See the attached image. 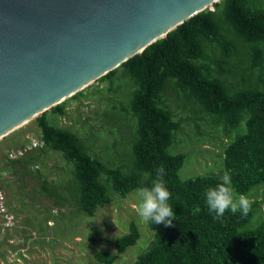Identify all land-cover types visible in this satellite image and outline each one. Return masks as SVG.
<instances>
[{
	"label": "trees",
	"instance_id": "obj_1",
	"mask_svg": "<svg viewBox=\"0 0 264 264\" xmlns=\"http://www.w3.org/2000/svg\"><path fill=\"white\" fill-rule=\"evenodd\" d=\"M103 80L105 90L116 95L104 116L131 124L125 140L128 165L91 154L74 131L50 123L45 112L34 118L40 144L33 149L57 152L70 166L59 187L66 194L56 193V185L35 166L38 154L8 158L6 164L36 176L54 204L72 205L88 215L111 196L150 184L155 169L163 166L175 219L169 227L145 223L151 239L129 264H264V0H218L94 81ZM89 88L94 94L101 91L90 84L68 98L87 96ZM171 96L181 102L177 108L190 105V112L198 114L190 115L194 126L202 114L208 128L221 123L226 143L216 173L178 176L186 153L170 150L181 129L169 106ZM66 99L49 111L62 115ZM231 132H236L233 138ZM225 170L232 175L235 194L252 199L246 218L226 212L214 220L205 205L204 191L219 184ZM258 190L260 199H253ZM260 204L262 214L255 217ZM138 236L130 221L124 234L106 242L120 253ZM94 259L113 261L103 251Z\"/></svg>",
	"mask_w": 264,
	"mask_h": 264
},
{
	"label": "rangeland",
	"instance_id": "obj_2",
	"mask_svg": "<svg viewBox=\"0 0 264 264\" xmlns=\"http://www.w3.org/2000/svg\"><path fill=\"white\" fill-rule=\"evenodd\" d=\"M90 84L101 91L94 94L89 88L84 91L87 96L65 98L62 115L51 113L50 108L43 112L50 123L74 131L91 154L110 163L128 165L125 140L131 124L126 118L104 116L116 97L105 90L106 80ZM168 102L176 112L174 119L181 120V129L175 133L170 148L173 152L186 153L177 172L180 179L216 173L222 158L221 147L226 143L221 134V123L208 128L205 125L207 116L202 114L198 126H194L190 115L198 114L190 112V105L177 108L181 102L174 96ZM212 133L216 134L213 136ZM235 134L231 132L230 137ZM39 144V129L34 118L0 137V264H105L94 259V254L102 251L112 256L111 264L131 263L151 239V231L137 212L136 189L123 197L111 196L108 203L97 207L91 215L77 212L72 205H56L53 197L43 193L36 176L6 164L8 158L38 154L35 166L49 183L56 185V193L66 194L59 187L66 182L70 166L57 152L38 153L33 148ZM48 191H52V185ZM259 192L253 199H260ZM262 211L260 204L255 217ZM130 221L135 223L139 236L135 244L123 252H116L106 239L112 241L120 237Z\"/></svg>",
	"mask_w": 264,
	"mask_h": 264
},
{
	"label": "water",
	"instance_id": "obj_3",
	"mask_svg": "<svg viewBox=\"0 0 264 264\" xmlns=\"http://www.w3.org/2000/svg\"><path fill=\"white\" fill-rule=\"evenodd\" d=\"M218 0H0V137Z\"/></svg>",
	"mask_w": 264,
	"mask_h": 264
},
{
	"label": "clouds",
	"instance_id": "obj_4",
	"mask_svg": "<svg viewBox=\"0 0 264 264\" xmlns=\"http://www.w3.org/2000/svg\"><path fill=\"white\" fill-rule=\"evenodd\" d=\"M164 176L165 168L157 167L155 178L150 184L138 187L135 195L137 212L142 222L169 227L172 226L175 215L169 204L171 192L165 184ZM203 199L214 220H221L226 212L246 218L252 210V201L247 196L235 194L229 170L224 171L219 184L204 191Z\"/></svg>",
	"mask_w": 264,
	"mask_h": 264
}]
</instances>
